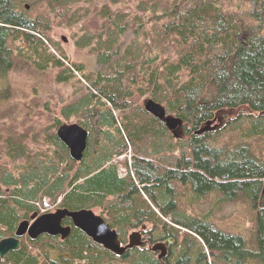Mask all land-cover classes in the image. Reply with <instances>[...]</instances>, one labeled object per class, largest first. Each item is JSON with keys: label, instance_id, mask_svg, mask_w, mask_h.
I'll use <instances>...</instances> for the list:
<instances>
[{"label": "trees", "instance_id": "1", "mask_svg": "<svg viewBox=\"0 0 264 264\" xmlns=\"http://www.w3.org/2000/svg\"><path fill=\"white\" fill-rule=\"evenodd\" d=\"M79 1L0 0V75L7 77L16 63L33 62L39 69L57 68L58 82L71 80L73 69L47 49L44 36H49L55 16ZM131 3L132 12L125 13ZM99 6L94 12L109 24V32L104 35V27L97 36L84 31L77 44L98 52L101 68L86 94L60 107L66 118L82 113L79 123L88 130L84 155L81 160L72 158L58 137L57 128L65 122L59 116L49 129L47 140L55 148L43 172L31 163L17 171L16 159L26 148L21 140L6 137L9 156L0 158V239L14 235L21 220L48 211L41 212L38 201L48 205L47 198L54 203L62 196L58 206L104 207L103 217L120 231L122 241L126 226L151 220L156 206L186 228L178 242L177 264H264V155L255 144V136L264 138V0H108ZM135 18L150 24L142 37L132 24ZM133 31L134 39L121 41ZM76 67L81 70V65ZM144 94L183 118V137H175L144 104L133 105L135 95ZM128 106L132 112L122 121L135 144L132 170L139 182L132 173L120 175L111 158L126 145L114 110ZM230 115L239 125L241 139L236 143L215 141L214 130L196 132L207 120ZM111 130L119 132L118 141L104 153L98 140L102 131L113 139ZM177 184L188 186L190 196L199 200L211 194L228 201L245 198L254 214L256 248L213 218L182 211ZM69 222L72 232L66 239H27L45 253L51 247L67 248L70 255H45L41 262L21 238L20 248L0 257V264L154 262L153 255H143L148 252L138 247L116 255L65 219ZM168 228L179 236L175 225Z\"/></svg>", "mask_w": 264, "mask_h": 264}, {"label": "rangeland", "instance_id": "2", "mask_svg": "<svg viewBox=\"0 0 264 264\" xmlns=\"http://www.w3.org/2000/svg\"><path fill=\"white\" fill-rule=\"evenodd\" d=\"M105 1L108 0H93L92 2L89 0H80L77 4L76 2L71 4L69 8H64L63 6L67 10L66 13L62 16H55L49 32V38L44 36L47 49L57 57H60L73 69L74 76L71 80L58 82L55 78L58 71L57 68L49 67L39 69L33 62L31 64H27L26 62L16 63V66L9 72L7 77L0 75V158L7 159V156H9L5 146L6 137H15L16 141L21 140L26 151L21 153L20 158L16 159L17 171L24 164L30 165V163L39 172H43V166L47 168V160L49 162V159L53 158V150L55 148L52 142L47 140V137L49 135V129H52V124L56 117L59 116L61 121L65 122L80 121L82 117L80 111L66 118L63 117L64 115L61 116L60 107L86 94L88 88H91L94 73L101 68L97 55L98 52L93 51L90 46H79L77 39L83 35L84 31L88 33L94 32L96 33L94 36H97L104 27V35L106 32H109V24L99 20L97 18V12H94L93 9L97 5H100L98 7L100 8ZM134 4H128L125 13L132 12ZM89 6H91L90 10H88ZM115 7L113 6V8ZM76 9H79L78 12H75ZM132 20H135L132 24L140 31V37H142L144 35V29L146 26L149 27L150 24H146L145 26L136 18ZM135 33L136 31L128 33L125 37L123 36L121 38V41L127 43L128 39H134ZM76 65H81V70H78ZM2 95L5 97H1ZM135 96L133 100L134 106L138 103L143 104V100L148 97V94ZM130 111L131 108L129 106L125 110H114V113L118 117V125L121 127V134L124 137L121 141L126 143L123 151L119 153L114 152L111 156L112 162L117 164L121 175L127 173L129 175L132 173V169H134V157L136 155L135 144L122 121V117L127 116L126 113ZM234 117L235 115H230L226 119L224 118L225 120L222 118L220 121L219 117L216 116L212 125L220 123V126L214 130L217 133L214 136L215 141L227 143V140H230L236 143L238 139H241L240 133L237 131V126L239 125L234 124L235 122L232 121ZM126 121L128 120L126 119ZM233 126L235 127L232 129ZM104 129L106 130L107 127ZM111 134L114 135L113 139L110 138V134L107 135L105 131H102L98 140L97 147L104 153L108 152L118 141L117 136L119 137V132L111 130ZM149 137L152 136L149 135ZM255 137L258 152L264 155V138L260 135ZM157 141H162V138L157 139ZM163 145L165 146L166 143H163ZM179 151L176 150L174 153H178ZM66 164L67 161L62 162V165L65 166ZM0 167L2 166L0 165ZM132 176L139 182L136 174L133 173ZM176 187L179 192L178 201L181 204L180 208L182 211H185L187 214L193 213L211 217L226 230L242 234L249 248H256L255 230L252 220L254 214L245 198L241 197L238 200L228 201L219 198L218 194H211L199 200L190 196L191 192L188 186L185 187L177 184ZM142 193L144 196L146 195L144 191ZM61 198L62 196H59L57 202L54 203H51V200L47 198L48 205H42V202L39 201L37 205L41 211H53L58 207ZM90 208L100 214H102V210L104 209V207L96 205ZM153 209H155L157 215L152 214L150 216L152 219H149L148 222V228L154 230L151 233L152 236L155 238L160 237L163 230H166L169 225H175L176 229H178L179 241H181L185 235L186 228L174 224L171 216H164L156 206ZM24 212V210L21 211V213ZM134 229L136 228L133 227V224L126 226L124 231L127 232V239ZM23 239L28 243L31 251L35 253L39 252L41 262H43V259H45V255H42L43 247L30 244L26 235ZM77 262L79 261L75 260V263ZM249 264L261 263L252 260Z\"/></svg>", "mask_w": 264, "mask_h": 264}, {"label": "water", "instance_id": "3", "mask_svg": "<svg viewBox=\"0 0 264 264\" xmlns=\"http://www.w3.org/2000/svg\"><path fill=\"white\" fill-rule=\"evenodd\" d=\"M144 108L155 117L164 121L167 128L175 137L184 136V120L180 116L167 112L164 104L156 101L152 97L143 100ZM222 120V116H218ZM219 124L212 125V120L206 121L198 130V133L216 130ZM59 137L69 146L71 155L80 159L87 146L88 130L78 122L63 123L57 129ZM32 221L23 219L19 222L14 235L0 239V257H4L11 250H16L21 246V237L28 234L31 238H37L43 233L51 235L60 234L63 238L71 234V225H65L63 220L71 217L76 227L83 230L95 242L102 244L105 248L116 253L124 254L125 250L134 246L142 245L141 233L134 230L129 234V240L122 244L119 230L112 227L105 220L102 214L96 213L92 208L82 207L71 210L68 207L58 206L53 211L42 214H33ZM156 248V247H154ZM108 264H125L111 261Z\"/></svg>", "mask_w": 264, "mask_h": 264}, {"label": "flooded vegetation", "instance_id": "4", "mask_svg": "<svg viewBox=\"0 0 264 264\" xmlns=\"http://www.w3.org/2000/svg\"><path fill=\"white\" fill-rule=\"evenodd\" d=\"M67 218H69V217H67ZM67 218H65V219H67ZM65 219L63 220V223L65 225L70 224L72 227L71 223H65ZM148 222H149V220L144 221L141 223V225L135 227L136 229H134V230H138L141 233V239L143 241V244L138 245V246H134V247H132V249H135L138 247V248L142 249L143 252H145V251L148 252V254L144 253L143 255H153L154 262H153V259L151 260V263H153V264H177V258L176 257H177V252H178L177 247H179V243H178L179 238L176 236V233H174L173 230L170 231L169 228H167L166 230H163L162 235L160 237L155 238L151 234L154 230L151 228H148ZM154 229H155V227H154ZM134 230H132V231H134ZM71 232H72V229H71ZM119 233H120V231H119ZM41 235L47 236V235H51V234L43 233ZM41 235H39L38 237H41ZM27 236H29V235L26 234V237ZM53 236L56 238L57 241H59V240L61 241L62 239L67 238V237L63 238L60 234L53 235ZM37 238H33V239H37ZM128 240H129V237H128V239L126 238V240H123V241L121 239V242H122V244H126L128 242ZM154 247H156V248H154ZM35 255H39V254L35 253ZM42 255H53V256L70 255V252L67 250V248L60 250V248H52L51 247L49 249L48 253L43 252ZM122 255H120V256H122ZM118 263H120V262H118Z\"/></svg>", "mask_w": 264, "mask_h": 264}, {"label": "bare ground", "instance_id": "5", "mask_svg": "<svg viewBox=\"0 0 264 264\" xmlns=\"http://www.w3.org/2000/svg\"><path fill=\"white\" fill-rule=\"evenodd\" d=\"M173 114V113H172ZM176 116V115H175ZM209 120H212V123L214 122V120H215V118H213V119H209ZM208 121V120H207ZM63 123H70V122H63ZM63 123H61V124H63ZM79 123V122H78ZM60 124V125H61ZM80 124V123H79ZM59 125V126H60ZM81 125V124H80ZM216 125V124H215ZM262 125V124H261ZM58 126V127H59ZM82 126V125H81ZM83 127V126H82ZM85 128V127H84ZM58 129V128H57ZM198 130V129H197ZM197 130H196V132H197ZM57 132V131H56ZM198 133V132H197ZM57 135H58V132H57ZM58 137H59V135H58ZM60 138V137H59ZM61 139V138H60ZM88 139V138H87ZM62 140V139H61ZM63 141V140H62ZM64 142V141H63ZM65 143V142H64ZM66 144V143H65ZM67 145V144H66ZM67 147L69 148V146L67 145ZM69 152H70V149H69ZM70 155H71V153H70ZM83 155H84V152H83ZM71 157L72 158H74L72 155H71ZM83 157V156H82ZM74 159H76V158H74ZM82 158H80V159H76V160H81ZM119 173H120V170H119ZM134 173V171L132 170V174ZM135 174V173H134ZM121 175V174H120ZM123 175V174H122ZM125 175H127V174H125ZM135 176V175H134ZM214 187V186H213ZM70 209V208H69ZM71 210H75V209H71ZM42 212V211H41ZM45 212H47V211H45ZM44 213V212H43ZM42 214V213H41ZM37 215H39V214H37ZM67 218V217H66ZM70 219H71V217H69ZM34 218L32 217V219H29L30 221H32ZM71 221H72V219H71ZM197 221V220H196ZM70 223V222H69ZM72 223H73V221H72ZM74 224V223H73ZM112 224V223H111ZM68 225H70V224H68ZM74 226H75V224H74ZM188 232V231H187ZM70 236V235H69ZM6 237V236H5ZM23 238H24V236H22ZM21 237V238H22ZM30 238V237H29ZM24 240V239H23ZM23 242V241H22ZM33 244V243H32ZM35 245V244H34ZM78 246V245H77ZM96 246V245H95ZM20 248V247H19ZM11 252V251H10ZM39 253V252H38ZM32 254V253H31ZM182 257V256H181ZM177 258V257H176ZM145 260H146V258H145ZM185 262V261H184Z\"/></svg>", "mask_w": 264, "mask_h": 264}]
</instances>
